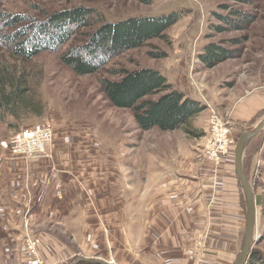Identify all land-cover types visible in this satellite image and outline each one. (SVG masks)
<instances>
[{
	"label": "rangeland",
	"instance_id": "rangeland-1",
	"mask_svg": "<svg viewBox=\"0 0 264 264\" xmlns=\"http://www.w3.org/2000/svg\"><path fill=\"white\" fill-rule=\"evenodd\" d=\"M76 6L95 11L92 25L78 29L73 38L59 48L44 50L30 60H24L10 54L0 44V70L11 69L17 77L22 76L27 81L23 108L17 115L4 111L0 116V141L14 131L51 120L55 132L49 148L55 143L56 135L62 134L66 137L62 139L65 147L70 144L74 149L93 150L84 155L90 160L102 158V162H109L116 169L119 164L124 165L126 184L133 179L136 170L141 175V170L153 163L157 165V175L164 174V164L175 168L178 163H184L190 171L193 158H196L195 164L205 159L213 165H221L222 162L216 164L206 155L211 113L207 105L178 129L154 127L143 130L132 109L116 107L109 101L103 90V80H119L125 70L154 68L175 87L186 89L191 95L198 93L202 103L205 104L202 92L212 98L211 105L228 120L237 107L239 112H258L264 106V0H0V14L23 15L43 21L56 11ZM229 8L250 12L252 22L242 29L222 27L227 23L219 19L217 13L229 15ZM173 12L180 17L164 31L163 37L148 39L142 46L112 57L98 72L80 75L61 60L63 53L82 43L104 22ZM10 30L0 24V38ZM235 40L240 43L236 44ZM212 43L235 52L231 58L209 67L202 62L201 55ZM263 115L244 126L233 127L236 144ZM236 144L229 155H234ZM16 161L22 160L12 158L0 147V165ZM246 172L255 190L253 177L247 169ZM147 174L141 175L139 181ZM77 181L85 186L80 178ZM240 190L246 220L241 186ZM260 193L261 189L255 191L258 214L252 251L259 250L264 255V197ZM30 226V217L24 216L25 235L39 239ZM245 227L238 255L243 246Z\"/></svg>",
	"mask_w": 264,
	"mask_h": 264
},
{
	"label": "crops",
	"instance_id": "crops-1",
	"mask_svg": "<svg viewBox=\"0 0 264 264\" xmlns=\"http://www.w3.org/2000/svg\"><path fill=\"white\" fill-rule=\"evenodd\" d=\"M262 107L234 108L229 119L244 126L263 115ZM64 138L56 135L52 158L0 165V264L31 257L24 216L39 236V256L50 264L79 257L109 264H235L246 220L234 155L218 166L193 158L190 171L184 163L164 164L163 175L149 164L141 182L136 170L126 184L124 165L90 160L84 155L93 150L65 147ZM244 166L264 197V131L245 151Z\"/></svg>",
	"mask_w": 264,
	"mask_h": 264
},
{
	"label": "trees",
	"instance_id": "trees-1",
	"mask_svg": "<svg viewBox=\"0 0 264 264\" xmlns=\"http://www.w3.org/2000/svg\"><path fill=\"white\" fill-rule=\"evenodd\" d=\"M228 10L229 15L217 13V17L227 23L222 27L242 29L253 20L250 12ZM94 13L92 8L76 6L56 11L43 21L3 13L0 14V24L11 30L1 36L0 44L10 54L30 60L44 50H55L69 42L78 29L91 26ZM179 17L178 13L173 12L104 22L94 28L82 43L63 53L61 60L80 75L98 72L112 57L140 47L148 39L163 37L164 31ZM234 52V49L212 43L204 49L201 59L205 65L213 67L231 58ZM123 74L119 80L105 78L103 90L114 106L132 109L136 122L143 130L154 127L161 130L178 129L206 107L199 99L175 87L157 69L125 70ZM26 85V79L17 77L15 71L6 68L0 70V116L4 115V111L17 115V111L23 108ZM247 264H264V255L259 250L252 251Z\"/></svg>",
	"mask_w": 264,
	"mask_h": 264
},
{
	"label": "built area",
	"instance_id": "built-area-1",
	"mask_svg": "<svg viewBox=\"0 0 264 264\" xmlns=\"http://www.w3.org/2000/svg\"><path fill=\"white\" fill-rule=\"evenodd\" d=\"M210 113V133L207 139L206 155L212 162L219 164L224 157L232 153L235 146L233 123L225 118L220 110L207 104ZM55 125L51 120L37 122L31 126L14 131L0 141V147L11 154L12 158L26 162L42 158H52L49 148L53 141ZM25 244L31 257L23 264H50L44 261L38 253L40 239L26 234Z\"/></svg>",
	"mask_w": 264,
	"mask_h": 264
},
{
	"label": "water",
	"instance_id": "water-1",
	"mask_svg": "<svg viewBox=\"0 0 264 264\" xmlns=\"http://www.w3.org/2000/svg\"><path fill=\"white\" fill-rule=\"evenodd\" d=\"M264 130V115L256 122L253 128L244 132L235 147V166L237 177L240 182V186L243 190L245 206H246V227L243 240V246L238 255L235 264H247L251 255L252 246L256 236V225H257V214L258 204L256 200L255 190L248 177L244 166V153L247 149L250 141L256 135ZM79 261H85L89 264H109L104 260L100 259H87L79 257L71 264H78Z\"/></svg>",
	"mask_w": 264,
	"mask_h": 264
}]
</instances>
